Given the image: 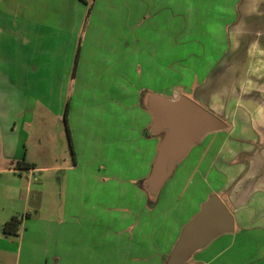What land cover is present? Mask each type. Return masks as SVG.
I'll return each instance as SVG.
<instances>
[{"label":"crops","instance_id":"0c3cea01","mask_svg":"<svg viewBox=\"0 0 264 264\" xmlns=\"http://www.w3.org/2000/svg\"><path fill=\"white\" fill-rule=\"evenodd\" d=\"M76 1H82L86 7L83 0H0L1 105L7 103V86L15 91L28 85L21 78L5 81L10 74L15 76L25 69L19 68L23 60L40 57L51 60L43 66L34 65L36 70L44 68L51 87L54 82L62 83L59 75L65 76L64 82H68L72 71L75 74L80 56L79 26L84 25L85 13L83 7L81 16L73 13ZM140 2L144 32L139 37L141 47L137 51L143 59L146 77L141 88L150 91L140 99L131 81L125 88V100L118 95L110 102L108 111L109 120L115 122L120 117L126 119L127 111L143 113L144 123L142 127L134 126V132L138 130V141L144 138L148 148L143 156L144 165L137 163L128 168L137 174L131 175V181L141 189L135 190L136 206L127 208L120 220H128L127 227L113 233L115 257L97 264H264V0ZM38 39L43 40V46H37ZM32 41L35 47L30 46ZM30 47L33 52H27ZM167 52L172 57H167ZM166 58L174 60V67L168 73L164 65ZM145 60H149L147 65ZM187 60L193 61L186 64ZM155 95L173 100L186 96L219 117L225 128L207 132L192 141L153 197L146 188V180L164 136V131L152 129L155 117L150 97ZM71 137L78 145L80 135L73 133ZM3 145L0 142V155L10 165L0 171L13 177L24 174L28 177L36 171L55 168L25 157L34 167H15L14 162L19 158L8 155L11 150ZM139 148L134 146L135 151L142 153ZM188 155L194 161L189 164L188 176L185 173L186 183L194 186L193 180L198 179L204 191L196 195L193 190L184 197L179 191L174 192L175 182L171 186L167 183L178 170L184 169L183 161ZM97 162L102 163L99 158ZM77 165L78 162L66 168ZM25 192H32L30 185L27 184ZM211 195L218 196L231 212L232 229L206 239L184 260H174L171 252L183 229ZM26 217L28 214L23 218ZM64 241L45 248L43 264H89L71 258L78 248L68 247Z\"/></svg>","mask_w":264,"mask_h":264},{"label":"rangeland","instance_id":"374dc122","mask_svg":"<svg viewBox=\"0 0 264 264\" xmlns=\"http://www.w3.org/2000/svg\"><path fill=\"white\" fill-rule=\"evenodd\" d=\"M80 2L76 3L73 13L81 16ZM84 2V25L79 26L78 35L79 66L75 65L76 72L72 71L68 82H64L65 76L59 75L62 83L54 82L51 87L44 68H34V65L50 63L51 60L42 57L23 60L19 68L25 69L5 79L8 83L21 78L28 85L15 91L7 86L6 105H1L0 100V142L11 150L8 155L14 154L19 160L33 159L39 165L50 164L55 168L36 171L28 177L26 174L13 177L0 171V264H43L45 248L50 249L56 242L60 245L63 240L66 246L78 248L73 257L70 255L74 260L106 263L115 257L113 233L127 227L128 220H120L125 217L127 208L136 206L135 190L140 186L131 181V175L137 174L129 172L128 168L145 162L143 156L148 147L144 138L138 141V130L134 132L137 125L142 127L144 114L127 111L126 119L118 115L120 119L115 122L109 120L108 110L110 102L118 95L125 100V88L131 81L140 99L150 91L141 88L146 77L143 59L137 51L141 47L139 37L144 32L141 2ZM38 45L43 46L42 39L37 40ZM30 46L35 47L33 41ZM32 47L27 52H33ZM167 53V57H172L171 52ZM148 61L145 60L146 65ZM173 61L164 60L167 73L174 67ZM192 61L187 60L186 64ZM159 63L162 64V60ZM67 103L70 111L65 122ZM73 133L81 137L78 145L72 142ZM135 145L142 153L135 151ZM191 160L194 161L193 156L188 155L183 161L184 169L178 170L167 183L171 186L175 182L174 192L179 191L184 197L193 190L196 195L204 191L198 179L193 180L194 186L186 183ZM77 162L76 167L66 168ZM8 165L1 154L0 169ZM27 184L32 192H25ZM80 213L83 215L79 218ZM26 214L28 217L23 218ZM13 215L21 219L19 231L16 235L4 234L3 224ZM70 215L75 217L70 218Z\"/></svg>","mask_w":264,"mask_h":264},{"label":"water","instance_id":"95a60500","mask_svg":"<svg viewBox=\"0 0 264 264\" xmlns=\"http://www.w3.org/2000/svg\"><path fill=\"white\" fill-rule=\"evenodd\" d=\"M150 100L155 117L152 129L165 132L146 180L149 195L155 197L176 162L186 154L189 144L207 132L225 128V123L186 96L173 100L155 95ZM232 227L231 212L218 196L211 195L183 229L171 256L182 261L206 239Z\"/></svg>","mask_w":264,"mask_h":264},{"label":"trees","instance_id":"16d2710c","mask_svg":"<svg viewBox=\"0 0 264 264\" xmlns=\"http://www.w3.org/2000/svg\"><path fill=\"white\" fill-rule=\"evenodd\" d=\"M67 111H68V103L65 107V112H64L65 122H66V117H67ZM146 133L149 134L148 132ZM68 136H69V131H68ZM14 166L18 168H31V167H34V163L25 161V159L22 158L21 160L15 161ZM20 223H21V219L18 216L13 215L9 220L5 221L3 224L4 234L16 235L18 233Z\"/></svg>","mask_w":264,"mask_h":264}]
</instances>
